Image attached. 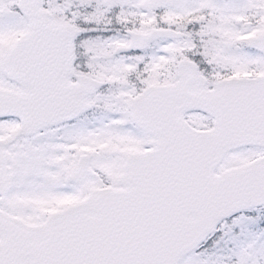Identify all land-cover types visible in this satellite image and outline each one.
<instances>
[{"label":"snow or ice","instance_id":"snow-or-ice-1","mask_svg":"<svg viewBox=\"0 0 264 264\" xmlns=\"http://www.w3.org/2000/svg\"><path fill=\"white\" fill-rule=\"evenodd\" d=\"M0 264H264V0H0Z\"/></svg>","mask_w":264,"mask_h":264}]
</instances>
